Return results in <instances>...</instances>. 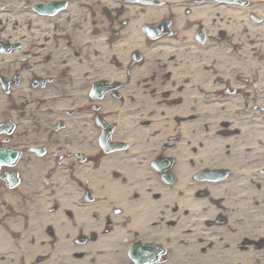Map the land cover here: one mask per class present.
<instances>
[{
	"label": "bare ground",
	"instance_id": "obj_1",
	"mask_svg": "<svg viewBox=\"0 0 264 264\" xmlns=\"http://www.w3.org/2000/svg\"><path fill=\"white\" fill-rule=\"evenodd\" d=\"M46 1L0 0V79L10 84V91L0 84V115L6 108L14 120L20 112L35 113L37 121L19 125L44 128L46 121L64 118L66 108L77 107L81 116L97 105L116 122L113 137L128 148L100 158L92 185L99 200L73 209V222L62 208L48 214L43 194L13 209V217L0 222V264H34L31 256L44 249L39 235L49 220L59 235V264H131L123 252L134 233L136 240L166 247L167 259L156 264H264V90L258 88L264 83V41L251 42L264 32V20L251 23L254 7L232 4L216 9L221 14L215 21L204 17V42L195 26H187L196 12L175 14L176 35L148 45L138 28L161 17L166 6L133 11L127 29L114 37L100 25H107L115 0H68L60 12L38 13L35 5ZM255 9L264 19V6ZM252 44L258 53L250 52ZM136 47L144 61L126 63ZM49 75L53 82L45 85ZM248 75L257 86L241 80ZM101 80L121 82L119 99L113 92L101 100L89 97L90 86ZM226 86L232 94L224 95ZM219 90L221 96L207 94ZM85 119L65 117L67 126L82 130V146L88 145ZM159 156L173 160L171 183L153 166ZM224 169L228 174L220 180L195 178ZM21 211L28 212L26 223ZM76 227L98 232L79 247L94 251L93 257L73 256L77 247L65 237ZM31 234L37 236L34 251Z\"/></svg>",
	"mask_w": 264,
	"mask_h": 264
},
{
	"label": "flooded vegetation",
	"instance_id": "obj_2",
	"mask_svg": "<svg viewBox=\"0 0 264 264\" xmlns=\"http://www.w3.org/2000/svg\"><path fill=\"white\" fill-rule=\"evenodd\" d=\"M85 141L88 142L86 146H90L92 143H95V138H88ZM0 144H5L11 149L19 151V158L15 162V165L9 169L14 177V185L11 190L16 194L20 195L19 190L21 189L22 193L31 192L34 194L40 190L42 192L55 190L56 187L54 183L51 185L52 181L50 183V179L57 173H60L59 170L61 168H64L69 176H78V168L82 163L81 157L78 155L80 150L77 149L80 145L78 130L76 132L73 130L67 131L65 127H61L57 130L53 128L52 130L38 129L29 131L21 130L17 126H14L9 134L0 137ZM34 144H41V153L30 150ZM69 151L72 153H69ZM65 159L68 161H65ZM7 172V169L0 168V176ZM3 183L6 184L5 182ZM25 200V198H22L23 203ZM53 205L54 209L58 207L57 203H53ZM69 215H71L70 212ZM47 225L43 229L45 237L47 233H51L53 239H56V236H54V226L52 225V228H48ZM83 232V230L75 231V243L88 242L90 239L95 240L97 238L94 231H90L87 235L83 234Z\"/></svg>",
	"mask_w": 264,
	"mask_h": 264
},
{
	"label": "rangeland",
	"instance_id": "obj_3",
	"mask_svg": "<svg viewBox=\"0 0 264 264\" xmlns=\"http://www.w3.org/2000/svg\"><path fill=\"white\" fill-rule=\"evenodd\" d=\"M111 10H114V9H111ZM99 19H100V18L96 19V21L98 22V21H99ZM116 19H117V18H115V17H114V20H113V21H115V22H116ZM165 90H166V89H165ZM168 90H169V89H168ZM168 90H167V91H168ZM161 91H162V90H161ZM166 93H167V92H166Z\"/></svg>",
	"mask_w": 264,
	"mask_h": 264
}]
</instances>
